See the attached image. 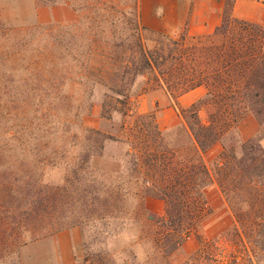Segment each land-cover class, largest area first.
Wrapping results in <instances>:
<instances>
[{
	"label": "trees",
	"instance_id": "16d2710c",
	"mask_svg": "<svg viewBox=\"0 0 264 264\" xmlns=\"http://www.w3.org/2000/svg\"><path fill=\"white\" fill-rule=\"evenodd\" d=\"M89 1L88 9L95 15L87 44L79 53L59 52L58 32L50 34L48 53H20L16 41V47L6 53H1L0 46L1 226L9 223L22 233L18 245L79 226L86 244L95 236L88 233L91 225H112L125 219L104 211L122 196H114L102 179L87 175L89 162L102 154L105 141L124 140L121 135L89 127L83 120L77 124L83 100L71 106L73 96L64 90L67 81L83 87L88 96L95 86H102L100 115L106 119L114 113L126 116L132 98L147 88L159 89L176 100L203 86L204 97L180 110L189 162L144 167L161 181L175 178L174 184L166 186L147 182L149 194L155 188L165 202L164 215L154 217L166 227L163 244L155 253L160 257L172 253L200 224L197 208L206 211L204 195L214 185L235 219V231L240 228L238 223L256 213L255 236L250 242L255 256V249L264 253V16L260 20L238 18L233 15L235 0H223L220 23L211 33L187 44L183 34L173 38L144 26L138 0H131L125 8H118L114 0ZM71 39L77 40L78 35L72 33ZM203 102L214 105L207 121L198 114ZM61 104L63 111L57 115L55 110ZM86 106L88 112L91 103ZM245 115L255 120V131L239 143L238 153L231 145L224 147L213 174L203 153L220 138L227 122L236 124ZM127 128L122 124L119 130ZM138 131L143 138L155 133L161 141L165 135L151 122L139 125ZM79 140L86 146L67 163L63 183L42 181V167L59 165L66 148ZM141 144L146 162L149 157L152 161L159 157V150H151L146 139ZM126 155L130 157L126 162L130 163L129 178L138 181L139 157L129 149ZM101 252L89 254L94 258ZM248 261L253 264L252 255Z\"/></svg>",
	"mask_w": 264,
	"mask_h": 264
},
{
	"label": "rangeland",
	"instance_id": "374dc122",
	"mask_svg": "<svg viewBox=\"0 0 264 264\" xmlns=\"http://www.w3.org/2000/svg\"><path fill=\"white\" fill-rule=\"evenodd\" d=\"M130 1L114 0L118 3V8L127 7ZM240 1L243 3L239 2L236 14L233 12V15H245L243 13L246 10L253 11L255 5L251 6L247 3L248 1L261 2L257 7L264 9V0ZM90 2L89 0H0L1 53L15 48V44L20 46V49L17 48L20 53H48L47 42L50 34L57 32L59 38L56 49L59 52L61 50V53H79L87 44L86 36L89 34V26L95 15L88 9ZM82 32L84 34H78ZM72 33L78 35L77 40L71 39ZM180 34L184 35L187 44L206 36H191L185 29L168 35L179 38ZM64 90L73 96L71 106H76L83 100L81 116L77 118V124L82 123L83 120V123L89 127L111 135H121L124 140L105 141L101 148L102 154L92 157L89 162L91 172L87 175L89 179L94 178L100 181L102 179L106 185H109L114 196L116 194L122 196L104 211L121 215L125 219H119L112 225H91L88 233L92 232L95 236L86 244L83 243L81 227L71 226L18 245L19 236L22 233L16 232L9 223L1 226L0 222V264H59L60 257L65 258V264L71 261L73 264H91V262L92 264H250L249 255L253 257V264H264V253L255 249L258 253L255 256L250 242L255 236L258 220L256 213L249 218L246 217L248 219L242 223H238L240 228L235 231V219L217 185L208 188L204 195L203 201L207 203L204 208L206 211L201 210L200 207L197 208L199 218L197 221L200 224L193 228L192 233L172 253L164 257L155 253L156 247L163 244L161 235L166 227L155 222L154 217L164 215L165 202L161 196L157 195L158 191L155 188H153L154 194H149L151 186L147 182L151 184L155 182L157 186L161 183L166 186V184H174L175 178L173 176L166 181H161L159 177L156 178L152 176V173H148L145 165L169 163L168 165L171 166L189 162V143L182 129L183 119L180 110L202 99L204 92L200 94L201 96H197L199 92H194L189 98L188 91L176 100H172L159 89L147 88L132 98L129 104L130 111L126 116L114 113L112 118L106 119L100 115L104 93L102 86H95L88 96L83 93V87L72 86L67 81ZM87 102L91 103L88 112ZM201 104L198 110L199 117L202 121H207L209 114L214 110V105L208 102ZM63 107L61 104L59 110H55L57 115L63 111ZM141 115L143 117H140ZM150 122L155 123L157 128L165 132L162 141L155 133L143 138L138 131L139 125L150 124ZM240 123H242L243 133L239 130ZM122 124L128 127L124 132L119 130ZM252 125L249 115L243 116L236 124L233 122L225 124L220 138L203 153V159L213 174H215V164L220 159L224 147L231 145L238 153L239 143L244 140L245 135L249 134ZM143 139L148 141L151 150H159L157 151L159 157L155 158V161L149 157L150 160L146 162L143 155L141 156L145 150L141 144ZM159 142H162L160 148H158ZM85 146V142L79 140L76 145L67 147L66 156L61 158L59 165L42 167L41 180L52 184L63 183V177L68 173L65 171L67 163L71 162ZM128 149L137 153L139 163L142 165L141 178L135 182L129 178L130 163L126 164L130 158L126 155ZM136 192L138 195L134 194ZM186 199L188 204L189 196ZM225 220H228L227 224ZM115 226L117 229L113 231ZM100 232L102 233L99 234ZM107 232L111 233L107 234ZM147 233L152 234L147 236ZM73 237L76 242L70 247L71 249L60 251L63 242L67 239L71 241ZM189 237L195 242L194 250L190 252ZM96 251H102L101 255L92 258L89 253H96Z\"/></svg>",
	"mask_w": 264,
	"mask_h": 264
},
{
	"label": "crops",
	"instance_id": "0c3cea01",
	"mask_svg": "<svg viewBox=\"0 0 264 264\" xmlns=\"http://www.w3.org/2000/svg\"><path fill=\"white\" fill-rule=\"evenodd\" d=\"M239 2L243 3V1L235 0L233 12L236 11ZM247 3L251 6L254 4V10H246L243 13L245 15L234 16L247 20H260L264 15V9H260V7L258 9L257 6L261 2L248 1ZM138 4L141 23L151 30L173 34L185 29L191 36H203L211 33L220 23L223 0H138ZM194 92H199L197 96H201L200 94L205 93V88L197 86L189 90V98L193 96ZM249 121L253 125L244 139L249 137L256 129V122L252 116H249ZM239 130L242 132V123L239 124ZM225 221V224H227L228 220ZM75 242V237L71 241L67 239L63 242V247H60V251L71 249L70 247ZM194 244L195 242L192 240L189 241V252L194 250ZM59 260V264H65L64 257H60ZM67 264L73 263L71 261Z\"/></svg>",
	"mask_w": 264,
	"mask_h": 264
}]
</instances>
